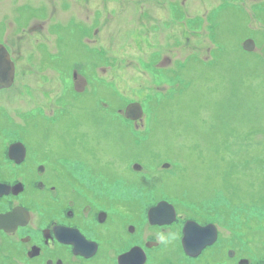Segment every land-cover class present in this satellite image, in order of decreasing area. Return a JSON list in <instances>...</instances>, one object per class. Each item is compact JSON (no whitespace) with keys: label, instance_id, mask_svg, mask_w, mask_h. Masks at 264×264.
<instances>
[{"label":"rangeland","instance_id":"1","mask_svg":"<svg viewBox=\"0 0 264 264\" xmlns=\"http://www.w3.org/2000/svg\"><path fill=\"white\" fill-rule=\"evenodd\" d=\"M29 3L15 24L10 1L0 0V32L8 28L17 68L0 114L22 116L38 106L53 112L56 122L43 130L52 151H70L65 134L77 136L78 148L118 156L116 174L136 181L135 194L155 196L145 188L151 180L177 189L188 175L178 194L214 196L223 208L228 197L239 209L253 203L264 212V0ZM28 16L44 18L46 38L37 22L25 28ZM249 38L253 52L243 47ZM99 98L114 109L139 101L142 120L135 127L102 111ZM132 158L149 172L136 175L125 165ZM162 161L177 164L170 177L155 164Z\"/></svg>","mask_w":264,"mask_h":264},{"label":"flooded vegetation","instance_id":"2","mask_svg":"<svg viewBox=\"0 0 264 264\" xmlns=\"http://www.w3.org/2000/svg\"><path fill=\"white\" fill-rule=\"evenodd\" d=\"M9 1L16 24L22 20L19 11L30 3ZM26 22V29L33 22L41 24L43 31L38 33L46 38L44 18L28 16ZM7 37L3 33L0 42L9 43ZM101 55L109 60L105 52ZM41 56L43 61L45 54ZM14 87L13 82L0 88V110ZM96 104L102 111L122 113L104 98ZM55 118L53 112L44 114L41 106L22 116L0 114V264H118V256H124L126 264V255L128 264H264V212L238 211L235 204L223 208L221 202L213 204L215 197L210 195L178 194L187 190L188 175L177 189L169 180H151L144 184L155 196L135 194L136 181L116 174L118 156L108 159L91 146L78 148L77 136L65 134L60 136L67 139L70 151H52L43 130ZM134 163L145 164L132 158L125 165ZM174 168L161 172L170 177ZM141 170L149 172L146 167ZM208 171L212 178L215 171ZM131 202L136 212L130 211ZM160 202L164 205L159 214L173 218L151 222L149 209ZM188 221L193 223L187 229L197 235L195 244L188 245L191 252L182 240Z\"/></svg>","mask_w":264,"mask_h":264},{"label":"water","instance_id":"3","mask_svg":"<svg viewBox=\"0 0 264 264\" xmlns=\"http://www.w3.org/2000/svg\"><path fill=\"white\" fill-rule=\"evenodd\" d=\"M243 47L247 50H252L254 47V42L252 39H247L243 43ZM14 77V63L10 59V56L6 50V48L0 44V88L9 86ZM125 115L130 119H137L142 115V108L138 102H130L127 104L125 108ZM137 168V166L135 167ZM164 205V202L158 203L156 206L149 209V217L154 218L159 214L161 207ZM197 235H193L186 230V226L184 228V236H183V245L186 247V244L192 243L194 237ZM130 254V253H129ZM119 262L121 264L122 259L119 257Z\"/></svg>","mask_w":264,"mask_h":264},{"label":"bare ground","instance_id":"4","mask_svg":"<svg viewBox=\"0 0 264 264\" xmlns=\"http://www.w3.org/2000/svg\"><path fill=\"white\" fill-rule=\"evenodd\" d=\"M127 167H130V166H127ZM136 166L134 165H131V169L132 171L135 173V172H139L141 169L140 167L137 165V168H135ZM140 169V170H139ZM151 218V217H150ZM171 218H173V215L172 216H169L167 214H158L156 215L154 218H151V222H167L169 221ZM121 259L123 260L124 258L121 257ZM129 260H130V257L129 255H126V259L123 261L124 263L128 264L129 263Z\"/></svg>","mask_w":264,"mask_h":264},{"label":"trees","instance_id":"5","mask_svg":"<svg viewBox=\"0 0 264 264\" xmlns=\"http://www.w3.org/2000/svg\"><path fill=\"white\" fill-rule=\"evenodd\" d=\"M96 94H97V93L95 92V95H96ZM177 168H178V167H177ZM180 169H182V167H180ZM237 189H239V188H236V190H237ZM243 191L246 193V191H245L244 189H243ZM233 196H234V194H233ZM249 206L253 207V203H250Z\"/></svg>","mask_w":264,"mask_h":264}]
</instances>
